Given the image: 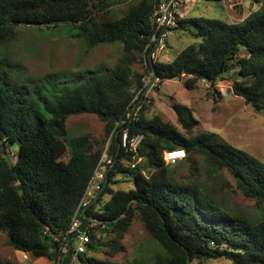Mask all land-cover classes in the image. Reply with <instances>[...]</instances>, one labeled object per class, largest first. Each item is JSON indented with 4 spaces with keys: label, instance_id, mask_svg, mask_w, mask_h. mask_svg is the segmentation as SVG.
I'll return each mask as SVG.
<instances>
[{
    "label": "trees",
    "instance_id": "1",
    "mask_svg": "<svg viewBox=\"0 0 264 264\" xmlns=\"http://www.w3.org/2000/svg\"><path fill=\"white\" fill-rule=\"evenodd\" d=\"M126 1L0 0V46L18 39L20 26H63L75 30L74 35L90 48L101 43L123 45L112 68L86 71L65 83L50 74L31 86L26 79H11L9 63L0 61V232L6 234L11 248L23 254L46 258L50 264L60 257V264H72L71 247L74 253L78 236L67 231L109 139L110 162L88 203L105 181L107 185L86 209L87 216L98 221L93 225L85 221L86 205L78 214L81 228L89 234L78 264H189L195 260L202 264L220 258L233 264H264V162L215 132L195 134L196 119L184 104H174L184 131L157 114L148 116L146 96L132 113L146 89L143 74L134 69L142 60L147 61L153 83L187 75L188 89L199 80L214 85L224 73L236 70L233 93L256 113H264V5L241 22L180 19V27L172 30L187 29L200 41L165 62L149 59L155 43L144 52L155 32L153 14L160 0H139L116 17L112 8ZM84 113L104 123L102 139L88 133L67 139V119ZM125 132L129 140L142 136L136 150L122 145ZM176 149H184L186 156L166 163L165 152ZM66 152L68 160L62 159ZM194 155L207 162L213 177L221 170L234 175L237 188L257 200L261 215L254 218L232 211L203 190L193 177ZM186 161L192 165L188 180L178 176ZM121 182L132 185L116 189L114 185ZM136 218L159 250L150 257L113 260L124 249L120 240ZM108 234L114 238L106 240ZM64 238L70 242L65 252L60 250ZM106 246L107 259L94 255ZM0 264L17 263L0 258Z\"/></svg>",
    "mask_w": 264,
    "mask_h": 264
},
{
    "label": "rangeland",
    "instance_id": "2",
    "mask_svg": "<svg viewBox=\"0 0 264 264\" xmlns=\"http://www.w3.org/2000/svg\"><path fill=\"white\" fill-rule=\"evenodd\" d=\"M139 0H128L112 8L116 17H121L128 7ZM264 5V0H221L205 1L197 0L193 5L182 7L183 18L206 17L220 19L225 22H241L251 13L259 10ZM18 39L7 45L0 46V61L9 63L11 70L8 75L11 79H26L31 86L42 83L50 74H57L58 83L71 82L86 71H98L112 68L120 56L123 45L116 43H101L95 47H88L74 31H68L63 26L36 28L20 26ZM200 39L193 38L192 34L183 28L172 30L167 35L165 47L156 49L157 61H171L187 45L197 43ZM142 60L134 65L137 72L143 74L145 96L150 109L148 116L159 115L164 121L170 122L184 131L178 120L174 104L180 103L188 106L196 119L194 133L215 132L226 141L254 155L264 162V113H256L246 104L245 100L234 94L232 82L236 76V70L224 73L214 85L208 81L199 80L195 88L188 89L185 81L189 76L180 79L156 81L153 83L152 75L147 69L146 62ZM12 65V66H11ZM81 79V78H80ZM79 79V80H80ZM144 96V97H145ZM136 99H139L137 94ZM67 139L80 134L88 133L92 138L102 139L105 136L104 123L94 114L84 113L72 115L67 119ZM109 139L103 148V168L109 163L107 155ZM15 148L11 154L15 153ZM105 155L107 158L105 159ZM66 152L62 159L68 160ZM196 171L195 179H198L203 190L213 194L228 209L241 214H247L258 218L262 208L254 198L245 196L236 184V178L227 170H221L213 177V171L207 162L198 155H194ZM191 164L186 161L178 169V176L184 180L191 177ZM131 182L118 183L116 188H129ZM97 184L92 192L97 189ZM116 188V189H117ZM109 195L105 199H109ZM114 235H106V240H111ZM79 240L75 238L73 246L76 249ZM124 247L112 259L124 262L138 257H150L159 250L157 243L146 231L141 220L136 218L129 231L120 240ZM94 253L99 259H107L106 251ZM0 258L2 262L17 264H50L43 257L29 254L28 258L21 251L11 248L7 244L6 234L0 232ZM199 261H191L189 264H198ZM202 264H233L226 258L208 259ZM72 264H78L77 259Z\"/></svg>",
    "mask_w": 264,
    "mask_h": 264
},
{
    "label": "built area",
    "instance_id": "3",
    "mask_svg": "<svg viewBox=\"0 0 264 264\" xmlns=\"http://www.w3.org/2000/svg\"><path fill=\"white\" fill-rule=\"evenodd\" d=\"M197 0H160L159 5L156 8L153 14V22L155 25V32L152 35L150 42L145 47L144 52L146 53L148 48L155 43L154 48L149 52L148 56L151 55V59L154 57L156 49L164 48L165 41L167 35L172 32L173 28L180 27V19L183 18L181 10L182 7L187 5H193ZM145 56V54H144ZM146 64L147 61L145 60ZM142 139V136H136L131 140L127 137V132L124 133L122 145L130 150H136L138 143ZM186 156V151L184 149H176L173 151L165 152L164 159L166 163H175L176 161L184 158ZM107 155H105V159ZM103 159H101V164H99L98 169L95 172L94 177L91 179L90 184L87 188L85 195L83 196L78 209L76 210L70 228L67 231V235L74 234L76 239L79 240V245L75 249L73 253V248L71 247V259L75 260L78 258V254L81 252H85L87 250L86 243L89 241V234L87 230L82 229L81 221L79 220L78 214L80 212L81 207L88 205V200L93 196L92 188L96 184V181L102 180L104 178V168H103ZM110 162V160H108ZM98 185V184H97ZM99 188V185L97 186ZM97 219H93L92 225L97 222ZM69 240L67 241L65 238L61 243L60 250L64 252L67 251V245ZM25 259L28 258L29 254H23ZM55 264H60V257L58 258Z\"/></svg>",
    "mask_w": 264,
    "mask_h": 264
},
{
    "label": "water",
    "instance_id": "4",
    "mask_svg": "<svg viewBox=\"0 0 264 264\" xmlns=\"http://www.w3.org/2000/svg\"><path fill=\"white\" fill-rule=\"evenodd\" d=\"M149 59H151V55H149ZM144 96H145V91L143 92L142 97L134 103V106H133V109H132V113L135 111L137 105L139 104V102H141V100L144 98ZM118 134H119V131H117L116 136H118ZM120 150H121V143H119V150H118V152H120ZM115 161H116V159L114 160L113 164L115 163ZM113 164H112V166H113ZM106 185H107V181H105L104 186L101 188V190L99 191V193L97 194V196H96V197H95V198H94V199H93L88 205H86V207L82 210V214H83V216L85 217V221H88V220H89V221H92V220L94 219V218L91 217V216H87V214H86V209H87L92 203H94V202H96V201L98 200L99 196L101 195V193H102V191H103V189L105 188Z\"/></svg>",
    "mask_w": 264,
    "mask_h": 264
}]
</instances>
